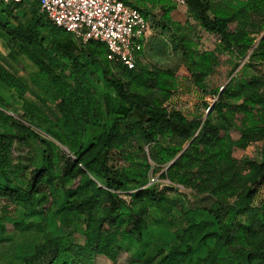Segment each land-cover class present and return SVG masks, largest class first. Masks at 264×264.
<instances>
[{"label": "trees", "instance_id": "trees-1", "mask_svg": "<svg viewBox=\"0 0 264 264\" xmlns=\"http://www.w3.org/2000/svg\"><path fill=\"white\" fill-rule=\"evenodd\" d=\"M184 1L188 16L220 37L215 50L198 52L185 41L172 18L174 0L129 5L146 19L150 8H159L164 27L179 36L195 86L217 98L204 119L164 106L177 81L168 70L144 66V50L128 69L108 59L104 44H78L48 21L38 3L16 24L12 4L0 5V35L12 57L26 56L35 67L24 82L0 66V200L14 208L0 222V239L34 230L59 238L61 220L76 217L85 222L86 243L48 264H93L98 255L118 264V244L126 236L140 245V264H264V200L258 210L254 206L264 186V152L233 158L235 150L264 140V0ZM225 53L246 63L222 90L209 91L206 81ZM12 94L31 122L30 110L52 113L48 138L5 113L18 104ZM19 138L30 141L37 155L25 178L10 160ZM162 139L169 144L161 145ZM58 144L71 154L64 165ZM136 144L150 151L134 149ZM119 160L126 166L118 169ZM152 163L167 167L164 181L196 199L179 205L156 187L165 182L150 184Z\"/></svg>", "mask_w": 264, "mask_h": 264}, {"label": "rangeland", "instance_id": "rangeland-1", "mask_svg": "<svg viewBox=\"0 0 264 264\" xmlns=\"http://www.w3.org/2000/svg\"><path fill=\"white\" fill-rule=\"evenodd\" d=\"M177 8L172 13L174 21L182 25L181 33L184 35L185 41H190L193 44V49L198 52L213 51L221 43L218 35L209 34L205 32L193 19L187 14L186 4H180L174 0ZM0 5L6 6L0 2ZM35 5V1H24L22 7H16L12 4L13 16L10 21L17 23V17L20 20L24 10H30ZM147 22L149 25L148 38L141 55L142 64L149 69H161L172 72L177 81V85L173 90L172 98L164 103L168 109H174L182 112L188 119L205 118L208 111L216 106L217 98L199 90L192 79L188 70V61L182 52V46L179 36L167 27H164L160 21L162 11L157 8L149 9ZM235 25H230V30L235 29ZM261 36V35H260ZM259 36V37H260ZM78 44L79 41H77ZM12 50L10 44L0 35V66L6 71L20 77L24 82L28 78V74L35 71L33 63L26 57L16 55L12 57ZM15 56V55H14ZM4 59L6 61H4ZM218 65L214 68L211 75L208 77L206 84L209 91L220 89L222 90L228 82L236 77L244 64L245 59H238L230 54H222L218 57ZM9 63L12 68L7 64ZM15 94H12L11 99L17 101L14 105V110L6 109L5 113L12 116L17 122L22 123L34 131L47 137L45 131L52 127L53 116L52 113L45 109V114L42 115L37 109L30 110L33 116V121L26 116L28 111L24 107L23 102L19 101ZM33 99L31 94L25 95L26 101ZM2 130L0 122V131ZM234 139H239L240 134L235 129L232 130ZM50 139V138H49ZM169 144L168 139H162L161 145ZM143 147L147 152L150 149L147 146L136 144L134 149ZM187 144H185V147ZM61 149V164L64 165L66 157L71 156L68 150L58 144ZM157 148V147H156ZM264 152V140L256 142L245 150L237 149L233 152V158L241 160L243 157H254L260 152ZM37 159L36 149L34 145L25 139H16L10 153V160L12 161L13 169L19 174L29 177L31 170L35 166ZM118 169L126 166L124 161L118 162ZM167 167H158L152 163V168L148 176L150 178L159 179L163 184L156 185L158 190H164L167 195L177 200L179 205L185 201H194L196 198L194 194L181 186L172 185L168 181H164L162 174ZM77 182H74L70 188L74 189ZM59 190V189H58ZM132 192V191H131ZM264 200V186L258 188V193L255 199V210H258L261 202ZM14 208L9 206L4 201L0 200V222H3L5 217L11 216L14 213ZM11 229V226H8ZM62 234L61 237L55 238L51 234L34 230L28 233L13 232L5 234L0 239V264H48L55 256L62 251L71 249L74 245H84L86 243L85 222L82 218L67 217L61 220ZM121 251L118 254V264H140L135 259V255L139 250V244L132 236H126L119 242ZM93 264H113L107 257L96 256Z\"/></svg>", "mask_w": 264, "mask_h": 264}, {"label": "built area", "instance_id": "built-area-1", "mask_svg": "<svg viewBox=\"0 0 264 264\" xmlns=\"http://www.w3.org/2000/svg\"><path fill=\"white\" fill-rule=\"evenodd\" d=\"M24 0H0L5 4ZM49 22L81 43L96 41L108 49V59L134 69L144 50L149 25L144 15L129 5L132 0H33ZM185 4L184 0H176ZM160 183L156 178L150 184Z\"/></svg>", "mask_w": 264, "mask_h": 264}, {"label": "crops", "instance_id": "crops-1", "mask_svg": "<svg viewBox=\"0 0 264 264\" xmlns=\"http://www.w3.org/2000/svg\"><path fill=\"white\" fill-rule=\"evenodd\" d=\"M25 1H31V0H25ZM35 4H37V2L35 1Z\"/></svg>", "mask_w": 264, "mask_h": 264}, {"label": "water", "instance_id": "water-1", "mask_svg": "<svg viewBox=\"0 0 264 264\" xmlns=\"http://www.w3.org/2000/svg\"><path fill=\"white\" fill-rule=\"evenodd\" d=\"M263 36H264V34H263ZM179 156H180V155H179ZM173 162H174V161H173ZM173 162H172V163H173Z\"/></svg>", "mask_w": 264, "mask_h": 264}]
</instances>
